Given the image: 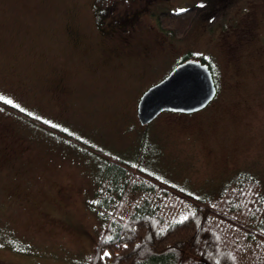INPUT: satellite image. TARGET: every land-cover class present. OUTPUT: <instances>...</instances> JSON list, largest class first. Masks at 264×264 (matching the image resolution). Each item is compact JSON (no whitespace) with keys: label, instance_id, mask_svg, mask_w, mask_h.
Listing matches in <instances>:
<instances>
[{"label":"rangeland","instance_id":"obj_1","mask_svg":"<svg viewBox=\"0 0 264 264\" xmlns=\"http://www.w3.org/2000/svg\"><path fill=\"white\" fill-rule=\"evenodd\" d=\"M194 5L183 38L159 29ZM186 55L209 64L214 99L141 125V96ZM0 96L264 234V211L231 197L248 177L264 204V0H0ZM113 163L0 108V264H89L110 216L145 198L167 218L194 211ZM228 237L239 264H264L263 243Z\"/></svg>","mask_w":264,"mask_h":264},{"label":"trees","instance_id":"obj_2","mask_svg":"<svg viewBox=\"0 0 264 264\" xmlns=\"http://www.w3.org/2000/svg\"><path fill=\"white\" fill-rule=\"evenodd\" d=\"M185 9L186 11L182 13L170 10L159 13L156 17L159 29L175 39L183 38L199 14L204 12L205 7L194 5ZM191 57L186 55L181 62L194 60ZM195 60L209 66L202 57H196ZM0 108L54 135L76 143L105 160L113 161L118 166L120 175L132 172L161 189L163 193L193 205L194 211L185 216L187 219L184 217L180 220L164 217L159 212V205L152 206L151 202H146L145 199L135 202L130 208V213L120 222L112 214L110 222L92 248L89 264H199L206 256L210 259L209 264H239V252L242 250L240 244H235L229 239L231 228L240 230L248 237L264 244V234L203 200L181 193L121 160L111 159L2 100H0ZM109 170L114 183L117 184L119 179L117 171L112 168ZM246 183L247 190L241 187L231 197L237 198L247 207L249 216H259L260 212L264 211L263 198L250 178H243L240 185L244 186ZM232 200L234 199L231 198ZM105 252L111 255L105 257Z\"/></svg>","mask_w":264,"mask_h":264},{"label":"water","instance_id":"obj_3","mask_svg":"<svg viewBox=\"0 0 264 264\" xmlns=\"http://www.w3.org/2000/svg\"><path fill=\"white\" fill-rule=\"evenodd\" d=\"M216 93L209 66L186 60L144 92L138 102L137 119L141 125H147L164 111L193 113L205 108Z\"/></svg>","mask_w":264,"mask_h":264},{"label":"snow or ice","instance_id":"obj_4","mask_svg":"<svg viewBox=\"0 0 264 264\" xmlns=\"http://www.w3.org/2000/svg\"><path fill=\"white\" fill-rule=\"evenodd\" d=\"M203 6V5H202ZM178 11V13H182V12H184V11H186V9H183V8H180V9H178L177 10ZM4 99V97H2V96H0V100H3ZM6 103H9V104H11L12 103V101L11 100H7V101H5ZM21 111H24V109H20ZM45 123H48L47 121H45ZM185 219H187V217H185ZM109 239H111V237H109ZM3 245H0V247H2ZM125 247H127V245H125ZM111 254L110 253H108V252H105L104 253V256L105 257H107V256H110ZM103 258V257H102Z\"/></svg>","mask_w":264,"mask_h":264},{"label":"crops","instance_id":"obj_5","mask_svg":"<svg viewBox=\"0 0 264 264\" xmlns=\"http://www.w3.org/2000/svg\"><path fill=\"white\" fill-rule=\"evenodd\" d=\"M16 90V89H15ZM2 101H4V100H2ZM5 102V101H4ZM6 103V102H5ZM17 103V102H16ZM9 104V103H8ZM10 105H12V106H14L15 108H17V109H19L20 110V108H18L17 106H15V104L12 102ZM3 110V109H2ZM23 112H25V111H23ZM25 113H27V112H25ZM28 114V113H27ZM20 118V117H19ZM143 200V199H142ZM231 200V199H230ZM229 200V201H230ZM145 201L146 202H151V199H148V198H145ZM140 202H141V200H140ZM231 202V201H230ZM235 203V202H234Z\"/></svg>","mask_w":264,"mask_h":264}]
</instances>
